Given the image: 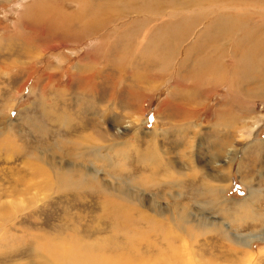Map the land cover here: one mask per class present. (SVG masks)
<instances>
[{
    "label": "rangeland",
    "instance_id": "374dc122",
    "mask_svg": "<svg viewBox=\"0 0 264 264\" xmlns=\"http://www.w3.org/2000/svg\"><path fill=\"white\" fill-rule=\"evenodd\" d=\"M32 1L35 0H0V264H76L68 248V242L73 243L71 236L77 234L81 242L77 238L75 240L83 245H105L108 244L105 239L112 235V230L108 220L102 219L99 223L96 219L103 212L104 207L100 204L102 198L87 202L75 190L58 186L60 178L79 171L84 175L83 178L94 180L100 186L99 195L103 193L102 196L111 203L130 202L156 219L155 211L159 210L165 213L162 217H169L176 208L177 195L181 191L176 188L170 191L172 195L168 190L158 192L159 185L154 186L156 183L153 178L160 185L171 179L162 174L149 177V173L143 170L127 168L126 165L134 160L123 159L122 149L127 150L132 157L133 146L138 142L144 146L154 144L162 156L175 162L176 168L185 167L191 159L195 162L196 154L195 157L189 156L192 149H185L183 141L190 143L191 138L198 137L199 162L196 163L202 173L200 176L211 179V174H220L222 171L225 174V166L221 165L226 156L218 157L211 141H226L222 140L223 135L217 133L220 132L217 115L218 110L225 109V103L230 100H227L225 90L216 91L210 96L208 94L207 98L200 100L202 104L198 113L189 118L190 122L195 123L194 126L175 130L166 124L165 115L169 111L166 102L171 108H177L178 104L183 112H190L191 104L186 103L179 92L182 89L176 86L174 80L159 84L145 97L142 96L144 98H139L140 108H129L120 101L110 121H104L102 127L107 138L98 142V146L102 150L104 145L102 155L108 157L106 164L99 159L91 162L93 160L90 158L89 161L87 157L82 160L78 157V160L75 154H71L70 145L64 144L61 136H54L51 132L55 128L51 126L50 114L55 103L61 100L63 91L78 87L83 76L80 71L82 66L96 65L98 62L96 67H100L99 63L104 59L97 57L99 45L90 37L79 41L78 34L65 29L52 32L51 25L41 23H29V29L20 27L19 19L26 14ZM185 2L188 0L171 3L163 7L162 11L168 16H189L191 11L182 7ZM54 4L59 7L62 5L66 13L82 12L77 0H68L65 4L56 1ZM250 9L252 7H248ZM168 16L167 21L171 19ZM70 24L74 25L72 22ZM117 25L120 26V22ZM22 33L25 34L20 37ZM172 93L182 96L179 103L170 98ZM172 101L177 103L173 104ZM64 103L75 101L65 100ZM237 106L243 112H240L241 118L234 124L237 129L234 127L235 133L232 132L229 140L232 143L228 144L227 149L233 151V148L238 147L243 151L236 158L231 180L228 179L224 184L212 180L214 186L227 185V191L222 193V202L225 204L213 202L211 196L198 200L195 198L194 203L190 202L193 215L185 225L189 232H184V237L190 245L188 250L199 264H206L211 256H219L224 250L230 252V259L226 258L227 262L219 259L216 264H264V223L244 224L239 221V211H242L240 205L250 201L254 202V212L264 216V152L260 153L256 163L253 162V172H248L246 168L255 157L249 148L252 145L264 148V101L248 97L243 105ZM85 113L84 117L89 120L92 114ZM222 131L224 134L225 131ZM239 132H242L243 137ZM110 146H114L115 150L109 151ZM176 170L180 169L172 171L177 173ZM173 176L177 177L176 174ZM144 179L147 185L142 184ZM250 188L257 191L256 199L250 200ZM167 194L174 196V199H170ZM202 215L207 219H203ZM162 223L175 230L172 221L162 220ZM193 236H197L196 239ZM205 244H210L206 247L209 251L201 256L197 246ZM159 245L157 249H149L144 256H156L163 242ZM181 256L185 257L184 251ZM250 259L253 262L249 263Z\"/></svg>",
    "mask_w": 264,
    "mask_h": 264
},
{
    "label": "bare ground",
    "instance_id": "6f19581e",
    "mask_svg": "<svg viewBox=\"0 0 264 264\" xmlns=\"http://www.w3.org/2000/svg\"><path fill=\"white\" fill-rule=\"evenodd\" d=\"M56 1L58 4H65L68 0H62L63 3L59 0L32 1L18 24L28 29L29 23L51 25L52 32L55 29H65L69 33L78 34L79 41L90 37L99 45L97 57L104 59L99 63L100 67H96L98 62L96 65L82 66L80 71L83 76L78 87H69L70 89L63 91L61 100L55 103L50 114L51 126L55 128L51 132L54 136H61L64 144L70 145L69 150L77 159L87 157L93 160L90 159L91 162L99 159L106 164L108 157L102 155L104 145L102 150L98 146V142L107 138L102 127L104 121H110L120 101L125 102L129 108H140L139 98H144L147 92L159 84L174 80L176 86L182 89L179 92L186 103L191 104L188 110L190 112H183L176 104L182 96L175 94L176 92L170 95V98L177 100L176 103L172 101L177 108H171L166 102L169 111L166 112L165 120L175 130L194 126L195 123L190 122L189 118L198 113L202 104L200 100L207 98L208 94L210 96L211 93L225 90L228 94L227 100H233V103L225 101L226 108L218 110L217 115V125L220 127V132L217 130V133L223 135L222 140L226 141H211L218 157L226 156L221 165L225 166V174L223 171L220 174H211V179L200 176L199 164L197 165V151L200 148L198 137H193L194 140L191 138L190 143L183 141L182 146L185 149H192L189 156L195 157L196 154L195 162L191 159L185 165L182 163L185 167L176 168L175 162L162 156L154 144L144 146L142 142H138L133 146L132 157L127 150L122 149L123 159L134 160H130L132 163L128 164L130 166L126 165L127 168L143 170L149 173V177L162 174L171 179L160 185L154 177V186L159 185L158 192L168 190L170 193L176 188L181 191L177 195L176 208L169 217H162L165 213L159 209L155 211L156 219L130 202L111 203L102 196L103 193L99 195L100 186L94 180L83 178L84 175L79 171L74 172V175L61 177L58 186L75 190L87 202L102 198L100 204L104 207L103 212L96 219L99 223L102 219L108 220L112 230V235L105 239L108 243L105 245H83L77 234L71 236L73 243L68 242L70 256L74 257L76 264H199L188 250L190 245L184 237V232H189L185 225L193 215L190 212V202L195 198L198 200L200 197L211 196L213 202L225 204L222 202V193L227 191V185L214 186L212 180L224 184L233 177L234 163L239 152L243 151L242 148L237 149L238 147L233 148V151L227 149L231 142L229 140L237 129L234 124L240 120V112H243L237 104L243 105L248 97L264 101V9L259 8H264V0H188L182 7L191 12L185 17L172 14L168 16L162 11L163 7L171 3H181L183 0H77L82 12L77 10L75 14L66 13L61 8L62 5L59 7L54 4ZM248 7L252 9L248 10ZM167 16L171 18L168 21ZM118 22L120 26L117 25ZM24 34L18 35L23 37ZM65 100H74L75 103L66 104ZM231 103V107H236H228ZM85 112L92 114L89 120L84 117ZM222 130L225 131L224 134ZM239 133L243 137L242 132ZM249 149L255 157L246 168L248 172H253L255 161L264 152V148L252 145ZM114 150V146L109 147V151ZM175 169L180 170L175 173L172 171ZM142 184L147 185L145 179ZM167 196L174 199V196ZM249 198L256 199L257 191L250 188ZM253 203L246 202L239 207L242 210L239 211V221L244 224L264 223V216L254 212ZM202 218L207 219L204 215ZM162 220L172 221L175 230L164 225ZM160 242H163L162 249L156 256H144L149 249L159 248ZM46 245L40 244L44 247ZM208 246L210 244L197 246L201 256L209 251L206 249ZM182 250L185 257L181 256ZM229 257L230 252L224 250L219 256H211L206 264H216L219 259L227 262L226 258Z\"/></svg>",
    "mask_w": 264,
    "mask_h": 264
}]
</instances>
